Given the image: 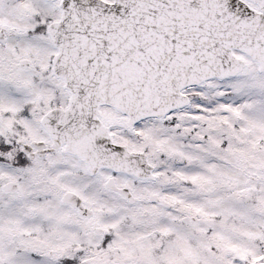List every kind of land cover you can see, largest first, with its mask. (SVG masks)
Here are the masks:
<instances>
[{
	"label": "snow or ice",
	"instance_id": "obj_1",
	"mask_svg": "<svg viewBox=\"0 0 264 264\" xmlns=\"http://www.w3.org/2000/svg\"><path fill=\"white\" fill-rule=\"evenodd\" d=\"M0 264H264V0H0Z\"/></svg>",
	"mask_w": 264,
	"mask_h": 264
}]
</instances>
